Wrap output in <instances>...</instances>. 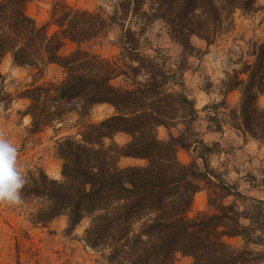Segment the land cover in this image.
Wrapping results in <instances>:
<instances>
[{"label":"trees","instance_id":"1","mask_svg":"<svg viewBox=\"0 0 264 264\" xmlns=\"http://www.w3.org/2000/svg\"><path fill=\"white\" fill-rule=\"evenodd\" d=\"M30 1L0 0V63L10 55L15 65L38 73L43 64L63 70L61 79L36 80L19 93L29 101L23 115L31 117V129L40 131L72 113L85 119L99 103L115 109L57 140L60 179L41 169L28 174L23 193L42 199L32 222L65 215L69 233L87 220L84 241L102 252L106 264H175L179 254L190 257L189 264H264V198L208 169L218 142L208 144L192 129L199 114L185 80L190 57L205 53L192 38L211 44L235 23L238 10L254 11L256 0H117L110 15L58 0L47 23L28 14ZM158 21L182 49L179 58L147 35ZM51 24L57 28L49 33ZM113 25L120 29V51L103 57L93 47ZM68 43L74 47L64 52ZM254 54L255 61L244 62L226 83L224 94L242 88L239 104L227 116L218 111L225 99L205 108L215 110L208 118L216 128L209 129L233 127L264 143V106L258 101L264 95V40ZM120 77L124 85L115 83ZM178 123L184 130L175 135L171 129ZM160 126L169 130L166 138L158 136ZM119 132L129 140L116 142ZM179 147L190 153L189 162L179 159ZM122 157L146 163L121 166ZM203 189L208 208L191 217L194 196ZM225 237H241L244 245Z\"/></svg>","mask_w":264,"mask_h":264},{"label":"rangeland","instance_id":"2","mask_svg":"<svg viewBox=\"0 0 264 264\" xmlns=\"http://www.w3.org/2000/svg\"><path fill=\"white\" fill-rule=\"evenodd\" d=\"M58 0H31L27 4V12L40 23L50 20L53 4ZM65 2L89 10H99L106 15L112 14L117 0H65ZM51 24L47 27L49 33L56 30ZM118 26L113 25L108 37L103 43L97 44L93 50L103 57L113 58L119 51L117 37ZM155 47L165 49L173 59L179 58L182 49L171 41L158 21L148 31ZM264 40V0H256V9L250 13L238 10L235 13V23L220 33L211 44L205 40L193 37L195 45L205 50L200 56L190 57L189 67L185 71L186 92L194 98L195 108L199 118L191 124L197 131L199 139L211 144L218 142L215 151L209 155V168L215 169L228 183H233L250 196L264 198V143L242 134L233 127H225L224 131L216 133V124L208 117L214 114L213 108H205L222 99L225 107L219 112L230 113V109L239 104L242 88L236 87L224 94L226 83L234 74L240 71L244 62L253 63L256 46ZM74 47L68 43L64 52ZM41 73L38 70L17 66L10 55L0 63V130L19 149V162L24 174L35 173L41 169L50 178L60 179L62 160L57 155L55 147L59 138L65 135H77L85 121L99 122L115 112L112 105L99 103L91 109L85 119L74 113L63 122H56L40 131L31 129V117L23 115L29 101L19 96V93L34 81L59 80L63 70L56 64H43ZM239 78L246 79L245 73H239ZM117 85H124L126 80L120 77L115 80ZM259 105L264 106V95L259 97ZM229 117V116H228ZM184 130L181 123L172 127L176 135ZM209 132V135L206 133ZM169 130L164 126L158 128V136L166 138ZM114 139L119 144L129 140L124 132L116 133ZM181 161L189 162L190 153L178 148ZM200 163L201 159L199 160ZM145 159L122 157L121 166L145 164ZM207 166V167H208ZM247 175H250L249 177ZM253 177V178H252ZM255 179V180H254ZM206 197L197 192L188 215L193 217L207 210V189L201 190ZM228 197L226 201H230ZM42 199L23 193V204L7 206L0 204V264H106L102 252L92 248L84 241V230L88 221H82L72 232L67 233V217L61 215L54 220L37 224L32 222V214ZM234 246L241 247L244 241L241 237H225ZM191 258L183 255L176 257L175 264H189ZM261 264V263H260Z\"/></svg>","mask_w":264,"mask_h":264},{"label":"clouds","instance_id":"3","mask_svg":"<svg viewBox=\"0 0 264 264\" xmlns=\"http://www.w3.org/2000/svg\"><path fill=\"white\" fill-rule=\"evenodd\" d=\"M19 149L0 130V204H23V189L28 184L19 162Z\"/></svg>","mask_w":264,"mask_h":264},{"label":"crops","instance_id":"4","mask_svg":"<svg viewBox=\"0 0 264 264\" xmlns=\"http://www.w3.org/2000/svg\"><path fill=\"white\" fill-rule=\"evenodd\" d=\"M207 130H209V128H208ZM216 133H218V132H216ZM206 135H209V132L206 133ZM187 162H188V161H187ZM199 193L201 194L202 198H203V197H206V196H205V193H204L203 191H200Z\"/></svg>","mask_w":264,"mask_h":264}]
</instances>
